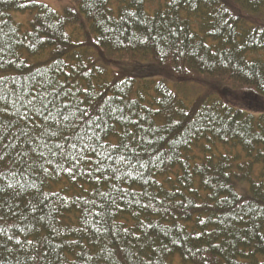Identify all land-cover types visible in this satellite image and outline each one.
<instances>
[{
    "label": "trees",
    "instance_id": "trees-1",
    "mask_svg": "<svg viewBox=\"0 0 264 264\" xmlns=\"http://www.w3.org/2000/svg\"><path fill=\"white\" fill-rule=\"evenodd\" d=\"M74 1L0 0V264H264V0ZM56 92L107 151L62 162L70 130L11 114Z\"/></svg>",
    "mask_w": 264,
    "mask_h": 264
},
{
    "label": "snow or ice",
    "instance_id": "snow-or-ice-1",
    "mask_svg": "<svg viewBox=\"0 0 264 264\" xmlns=\"http://www.w3.org/2000/svg\"><path fill=\"white\" fill-rule=\"evenodd\" d=\"M137 2L140 4L141 7L143 6V0H137ZM0 64H2V62H0ZM29 95L31 96V94ZM59 95L60 92H56L52 100H48L47 96H44L42 94L31 96V98H25L23 96L18 97L17 100L11 101V106L13 109L11 114L14 116L18 114L19 117L24 119L26 122L31 120L33 115L42 116L45 118V120H51L54 123L59 124L61 131L70 130L71 135L59 137L64 141L63 143H56L52 145L47 144V139H52L55 134H53L52 136H47L45 140V147L49 149L48 156H58L62 162L75 161L76 165L78 166L79 160L86 158L84 156V153L91 151L93 153L99 154V152L101 151H107V149L102 147V142L100 141L96 132L93 131L90 133L88 131L89 128H99L104 122L103 116H98L95 119L89 116L85 120L80 122V124L74 126V120L77 119L75 114H73L72 117H69L65 116L64 112L67 111L69 108L77 107L76 105L60 106L61 110L58 111L55 116L53 115V109L58 107L56 103V97H58ZM7 99L8 98L5 96H0V100ZM17 103H19V107H17ZM0 111H5V109H0ZM83 111L80 113V115H83ZM61 120L63 121V123H61ZM50 126L51 125H49V127ZM2 128L3 125H0V130H2ZM24 135L27 134L24 133ZM41 135L45 136L46 131H42ZM0 139H2V131H0ZM27 143L32 144V139L27 140ZM10 146V144L4 145V148L7 149ZM124 147L126 148L127 146L125 145ZM39 155L41 159H44L45 154L43 152ZM2 158L3 153H0V159ZM109 159H112L113 163H115V159L111 156L110 153L106 155L103 159H98L96 163L101 167H98L97 170H101L105 161ZM121 161L127 162L128 167L132 166L131 161L128 160L127 156H122ZM57 167H61V165H58ZM108 168L109 170H111L113 175H116V173L120 171L119 167L112 168L111 164L108 165ZM63 170L69 172V174H72L73 172L72 168H66ZM44 171H47V169H44ZM116 178L119 179V176H116ZM98 194L101 197H106L103 203L100 205V211L98 212V215L103 217L108 208L116 203V198L111 196L110 194L106 196L105 193L99 191ZM92 203H95V201H93ZM0 231H3V229L0 228Z\"/></svg>",
    "mask_w": 264,
    "mask_h": 264
},
{
    "label": "rangeland",
    "instance_id": "rangeland-1",
    "mask_svg": "<svg viewBox=\"0 0 264 264\" xmlns=\"http://www.w3.org/2000/svg\"><path fill=\"white\" fill-rule=\"evenodd\" d=\"M39 1L48 3L50 6H52L56 10H62L66 6H72L75 2L74 0H39ZM158 2L159 0H149L148 8H151L153 10L158 5ZM15 15L18 16L16 18L18 20H25V18L28 16L27 14L25 15V14H21L17 12L15 13ZM260 55L264 57V54H260ZM130 66L132 68V74H134L135 76L140 77V76L148 74V71L144 70L142 64L131 63ZM171 86L173 88H176V86L173 84H171ZM191 93H193L192 90H191ZM244 95H245V92L243 91L242 92H230L228 94V96H230L229 99L232 100L234 103L235 102L240 103L243 100ZM171 264H184V263L182 262L180 255L175 254L172 257Z\"/></svg>",
    "mask_w": 264,
    "mask_h": 264
}]
</instances>
